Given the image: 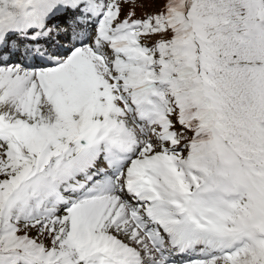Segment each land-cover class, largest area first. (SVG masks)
<instances>
[{
  "label": "snow or ice",
  "instance_id": "6c2138e0",
  "mask_svg": "<svg viewBox=\"0 0 264 264\" xmlns=\"http://www.w3.org/2000/svg\"><path fill=\"white\" fill-rule=\"evenodd\" d=\"M0 264H264V0H0Z\"/></svg>",
  "mask_w": 264,
  "mask_h": 264
}]
</instances>
